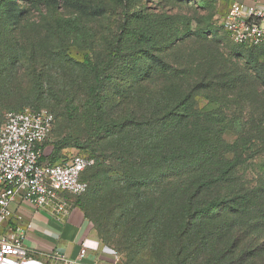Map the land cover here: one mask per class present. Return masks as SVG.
I'll use <instances>...</instances> for the list:
<instances>
[{
  "label": "rangeland",
  "instance_id": "obj_1",
  "mask_svg": "<svg viewBox=\"0 0 264 264\" xmlns=\"http://www.w3.org/2000/svg\"><path fill=\"white\" fill-rule=\"evenodd\" d=\"M10 1L0 0V122L1 112L10 106L17 105V108L30 111L46 110L54 117L46 146L56 147L57 143L63 142V154L66 152L65 155L69 156L80 151L75 147L76 143L88 145L95 150L99 163L106 159L104 165L114 168L113 164H117L120 157L117 150L118 144L123 143L122 135L116 132L106 134L103 130L95 141L90 142V137L94 127L117 121L124 115L119 107L122 98L118 97V92L132 78L126 74L129 69L126 71L125 63H117L114 74L118 75L113 83L117 88H107L105 106L96 113L91 109L88 92L93 79L83 64L86 58L96 61L105 54V41L120 22L121 9L116 0H50L49 5H30L16 0L14 6ZM206 3L209 5L207 9H197L195 3L180 0H133L129 3V12L138 26L153 20L159 34L169 31L171 26L173 33L185 36L160 41L154 50L176 70L175 78L155 71L151 73L147 58L137 62L135 75L145 71L150 74L129 93L128 108L139 111L155 102L166 104L169 97L177 96L174 83L188 89L200 83L201 68L213 67L210 70L213 79L208 80L211 88L206 90L204 87L196 94L203 98L215 97L220 105H208L201 100L198 107L204 111L219 109L226 115L227 120L220 124V128L225 131L224 140L233 143L232 131L254 130L258 126L257 119L264 114V47L245 49L234 46L221 28L220 0H206ZM86 6L102 8V15L96 18L87 16ZM16 7L26 13L20 12L15 21H7L9 10ZM167 19L173 23H164ZM57 26L58 34L54 32ZM222 66L234 72L232 78L240 77L246 82L235 80L237 87L230 83L232 87H226V90L222 84L227 80L219 72ZM12 68L19 69L12 71ZM125 74L121 80V75ZM231 114L235 115L233 120ZM252 114L254 122L250 120ZM263 163L262 158L249 161L237 170V174L242 180L255 179L264 174ZM138 176L134 173L133 177ZM107 177L108 182L101 177L92 178L84 195L70 199L80 204L93 226H98L116 261L121 259L124 264H174L168 233L177 225L174 220L179 213L174 207L165 209L157 214L155 222H152V213L138 211L140 206L123 214V207H130L124 204L126 199H123L118 182L120 176L110 172ZM92 187L98 190L90 198ZM145 196L154 195L146 191ZM143 227L147 230L138 237ZM203 260L204 257L189 256L184 264H202Z\"/></svg>",
  "mask_w": 264,
  "mask_h": 264
},
{
  "label": "trees",
  "instance_id": "obj_2",
  "mask_svg": "<svg viewBox=\"0 0 264 264\" xmlns=\"http://www.w3.org/2000/svg\"><path fill=\"white\" fill-rule=\"evenodd\" d=\"M15 1H10V5L14 6ZM23 1L30 5L50 3V0ZM132 1L116 0L121 9L120 22L105 41V54L96 61L86 58L83 64L93 79L88 92L91 109L96 113L105 106L107 88H117L113 85L118 75L114 74L117 63H125L126 71H129L124 72L132 78L118 92V97L122 98L119 107L124 115L117 121L94 127L91 132L90 142L95 141L103 130L106 134L116 132L122 135L123 143L118 144L117 150L120 157L118 163L113 164L114 168L104 165L106 159L99 163V157L91 146L75 144L80 149L77 153L93 160V165L81 174V180L88 185L85 193L90 188L88 181L91 182L92 178L101 177L104 182H108V174L115 172L120 176L118 182L123 199H126L124 204L130 207H123V214L140 206L138 211L152 213V222H155L157 214L174 207L175 212L179 213L174 220L177 225L168 233L174 264H184L189 256L196 259L204 257L202 264H264V174L252 180H242L237 174V170L245 163L257 158L264 159V114L257 119L258 126L254 130H234L232 134L235 140L227 143L223 137L225 131L220 128V124L227 120L226 115L219 109L204 111L198 107L201 100L208 105H220L215 97L203 98L196 94L204 87L206 90L211 88L208 80L213 79L210 76L213 67L207 70L201 68L200 83L188 89L174 83L178 97H169L166 104L155 102L139 111L128 108L129 93L135 91L150 74L145 71L135 75L137 62L147 58L151 63L148 68L151 73L155 71L156 74L175 78L176 70L154 50L160 41H171L175 36L178 40L185 36L173 33L171 26L169 31L164 30L165 33L159 34L153 20L138 26L129 12V3ZM180 1L195 3L197 9L209 7L206 0ZM84 9L87 16L94 18L100 17L103 11L102 8L88 6ZM20 12L23 15L26 13L17 7L9 10L7 21H15ZM169 21L167 19L164 23ZM54 32L58 34V26L54 27ZM234 46L245 49L264 47ZM219 72L227 80L222 84L226 90V87H232L230 83H234V88L237 87L235 80L246 82L240 77L232 78L234 72L226 66L219 68ZM126 74L121 75V80ZM4 109L8 110L1 112L0 125L7 112L24 110L19 106L17 108V105ZM252 116L250 120L254 122ZM230 118L233 120L235 115L231 114ZM51 133L52 130L42 144L41 163H60L68 156L63 154V142L57 143L56 147L45 145ZM262 167L264 170V163ZM93 169L94 172L86 176ZM134 173L139 176L134 178ZM97 190L92 187L89 197H93ZM146 191L154 196L146 197ZM72 202L81 209L80 204ZM94 229L98 239L108 248L98 226L95 225ZM146 230V227L141 228L138 237L144 235ZM118 264L124 262L121 263L120 259Z\"/></svg>",
  "mask_w": 264,
  "mask_h": 264
},
{
  "label": "built area",
  "instance_id": "obj_3",
  "mask_svg": "<svg viewBox=\"0 0 264 264\" xmlns=\"http://www.w3.org/2000/svg\"><path fill=\"white\" fill-rule=\"evenodd\" d=\"M220 24L236 45H264V5L233 4L220 18ZM53 123V115L46 110L24 109L7 112L0 125V264H43L25 247V232L12 224L13 219H22L13 205L29 204L62 220L70 210L63 195L79 196L87 190L81 174L93 165L92 159L76 153L60 163L40 162L41 147ZM88 249L82 242L80 258Z\"/></svg>",
  "mask_w": 264,
  "mask_h": 264
},
{
  "label": "crops",
  "instance_id": "obj_4",
  "mask_svg": "<svg viewBox=\"0 0 264 264\" xmlns=\"http://www.w3.org/2000/svg\"><path fill=\"white\" fill-rule=\"evenodd\" d=\"M220 4L221 18L233 4L259 7L264 5V0H220ZM63 196L68 200L70 210L62 220L29 204L13 205L14 212L20 214L22 219H13L12 224L25 232V247L43 264H65L64 261L74 264H118L113 252L98 239L94 226L85 218L82 210L73 204L69 195ZM82 242L87 243L89 249L80 258Z\"/></svg>",
  "mask_w": 264,
  "mask_h": 264
}]
</instances>
